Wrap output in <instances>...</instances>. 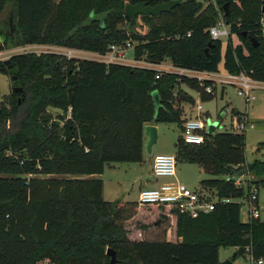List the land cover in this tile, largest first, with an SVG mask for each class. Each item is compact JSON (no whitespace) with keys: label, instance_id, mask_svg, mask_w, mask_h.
Segmentation results:
<instances>
[{"label":"trees","instance_id":"16d2710c","mask_svg":"<svg viewBox=\"0 0 264 264\" xmlns=\"http://www.w3.org/2000/svg\"><path fill=\"white\" fill-rule=\"evenodd\" d=\"M139 1L163 0H0V14L7 10L0 50L52 45L104 54L128 40L137 60L206 72H218L222 63L228 73L264 82V0H180L170 11L140 16L142 34L124 14L127 2ZM220 18L230 29L224 50L209 33ZM9 59L22 92L11 90L0 101V264H110L107 248L116 264H219L221 246L244 247L264 264V221H242L237 201L247 197L249 183L264 187V161L245 163L243 132L205 133L200 144L177 137L176 162L197 164L208 175L200 187L229 199L208 212L190 216L171 204L103 198L107 165L142 160L145 124L182 127L180 102L188 97L180 85L195 87L194 79L59 52ZM0 72L7 74L3 61ZM247 174V185L235 183ZM141 209L148 213L137 228L123 224ZM166 229L173 240L165 239Z\"/></svg>","mask_w":264,"mask_h":264},{"label":"rangeland","instance_id":"374dc122","mask_svg":"<svg viewBox=\"0 0 264 264\" xmlns=\"http://www.w3.org/2000/svg\"><path fill=\"white\" fill-rule=\"evenodd\" d=\"M7 20V10L0 14V21ZM11 24V23H10ZM135 32L142 34L147 30V27L141 22V18L138 15L136 18V26L134 27ZM14 32V28L11 27L10 33ZM232 42H236V37L231 36ZM223 42L222 50H224L227 39L222 38ZM0 38V44H2ZM63 48V47H62ZM0 58L5 60L10 55L19 52H33L40 54L42 52H59L60 49L57 46L52 45H29L25 47H16L8 44L5 48L0 50ZM61 53V52H59ZM78 56H83L79 55ZM86 56V55H85ZM92 57V55H87ZM133 49H129L127 53V59H132ZM170 61H166V65H169ZM224 69L219 66L218 76L224 75ZM196 86H191L186 82L181 83V90L186 94L188 98L180 102V118H195L198 115L196 105L202 106L200 118L207 122L218 121L219 125L216 128V132L222 131H234L233 124L236 116L246 114L249 122L252 123L253 127L243 131L244 134V157L245 163H251L254 159H260L264 161V85L259 88H253L249 91L246 97L244 91L236 84H221L216 82L212 86L211 94L204 92L202 87L199 85L197 80ZM12 90V81L6 73L0 72V101L4 97L8 96ZM176 93V90L174 91ZM231 109H235L236 113H231ZM48 111L52 116L60 110L48 108ZM224 113V116L220 114ZM235 116V117H234ZM159 127V140L152 147V152L160 153H175V143L177 137L181 135V125L179 122H161L158 123ZM145 155H149V151L145 149ZM150 169L149 161L137 162V163H111L104 168L101 174L103 180V198L106 201H114L117 199L126 201H136L138 196V188H148L150 185H144V177ZM142 173L140 179H137L138 173ZM141 175V174H140ZM208 175L200 170L195 163L186 161H177L175 166V176L170 178L159 177L158 179L163 182L171 180L172 182H179L189 186L190 188L200 190L199 181L203 178H207ZM135 180V181H134ZM243 186L247 185L252 180V176L241 175L236 178V181ZM141 188V189H142ZM240 202V219L247 221L250 216L248 212V205L245 200L240 198L237 199ZM258 203L259 208V220L264 221V187H259L258 190ZM136 213L138 211L136 210ZM148 213L146 209H141L139 214H135L132 217L123 221L125 226L131 229L137 228V219L143 214ZM162 219H160V222ZM159 222V223H160ZM158 223V224H159ZM164 237L166 240H173V235L170 229L165 230ZM236 251L235 247H219L218 259L219 264H257L252 261V258L248 252H244L241 255L233 256ZM110 260V256H109Z\"/></svg>","mask_w":264,"mask_h":264},{"label":"built area","instance_id":"2783aa9c","mask_svg":"<svg viewBox=\"0 0 264 264\" xmlns=\"http://www.w3.org/2000/svg\"><path fill=\"white\" fill-rule=\"evenodd\" d=\"M262 28L261 31L264 34V19L260 20ZM209 33L212 39L228 38L230 34L229 26L224 23L220 18L214 25L209 28ZM133 42L125 41L120 44H110L107 48V52L104 54L84 52L80 50L67 49L63 54L66 57H79L86 58L104 63H116L125 64L130 66H144L154 67L159 71L175 72L190 79H195L202 87L205 93L211 94L212 86L219 82L221 84H236L245 93L246 97L253 88H259L264 85V82L251 78L244 72L238 74H231L225 71L224 75L218 76V72H206L197 71L183 67H175L171 63L166 65L164 60L160 64L154 65L144 60H137L134 57L130 60L127 59V53L129 49H133ZM2 52L0 51V54ZM62 53V52H61ZM83 55V56H78ZM86 55V56H85ZM92 55V57H87ZM0 61L3 59L0 58ZM160 73H156L155 78L160 77ZM200 104L196 105L198 115L195 118H185L181 127V137L184 142L189 144H200L204 141V134L207 132V122H204L201 118ZM236 113V112H235ZM235 117V116H234ZM252 123L246 114L236 116L234 119L233 130L243 132L248 128H252ZM176 159L174 154L158 153L152 157V174L155 177H171L175 175ZM247 176H251L247 174ZM250 182V181H249ZM237 185H241L239 180L235 181ZM258 186L254 183H249V191L246 198H244L248 205V212L250 218H259L258 203ZM140 204H171L179 212L186 213L190 216H196L200 212H208L214 208L216 202L226 203L228 198H217L209 189L201 188L200 190L192 189L185 184L179 182H163L158 186L151 188H142L138 192L137 200ZM264 205V204H263ZM245 250H247L245 248ZM252 258V256H251ZM257 264H262L263 260H255Z\"/></svg>","mask_w":264,"mask_h":264},{"label":"water","instance_id":"95a60500","mask_svg":"<svg viewBox=\"0 0 264 264\" xmlns=\"http://www.w3.org/2000/svg\"><path fill=\"white\" fill-rule=\"evenodd\" d=\"M180 0H163L162 2L151 6L146 4L144 1H139L136 3H130L127 2L124 6V14L127 20L131 25H134L136 22V16H142V15H157L161 12H167L170 11L173 7H175ZM225 13H227V4L224 5ZM11 23V20H10ZM256 45V43H254ZM3 63L6 65L7 68V74L10 77V80L12 81V90L15 93H21L22 92V86L20 84V80L17 78L18 74V68L14 66L10 59L7 58L3 60ZM151 96L153 99L154 107L157 108L159 106V95L157 91H152ZM235 109H231V113H235ZM220 116H224V113L220 114ZM219 122L218 121H210L207 120V132L208 133H214L216 131V128L218 127ZM144 132L148 137L146 149L147 151H150L151 146L156 143L157 140V129L153 124H146L144 126ZM160 222V219H158L155 224H158ZM245 252L244 247H239L234 253L233 256L241 255ZM106 254L110 256V264H116V256L115 251L111 248H107ZM225 263L229 264V261H226Z\"/></svg>","mask_w":264,"mask_h":264},{"label":"crops","instance_id":"0c3cea01","mask_svg":"<svg viewBox=\"0 0 264 264\" xmlns=\"http://www.w3.org/2000/svg\"><path fill=\"white\" fill-rule=\"evenodd\" d=\"M59 49H60V51L59 52H65L67 49L66 48H62V47H58ZM219 66H221L222 67V63H220V65ZM223 68V67H222ZM180 87H181V85H180ZM148 124H153L155 127H156V129H157V140H156V143H157V141L159 140V137H160V134H159V127H158V123H148ZM146 125V124H145ZM147 141H148V137H147V135L145 134V132H144V129H143V148H142V160H141V162L143 161V162H146V161H149V163H150V169H149V171L146 173V174H142L141 172L140 173H138V175H137V179H140V176H142L143 175V177H144V185H150V187H148V188H151V187H155V186H158L159 184H161V183H163V181H160L158 178L159 177H155V176H153V174H152V157H153V155H155V154H158V153H160V152H156V153H153L152 152V147H153V145L155 144H153L152 146H151V149H150V151H149V155H145V149H146V145H147ZM137 163V162H136ZM141 174V175H140ZM175 176V175H174ZM174 176H171V177H164V178H172V177H174ZM100 177H101V175H100ZM172 180V179H171ZM171 180H168L167 182H170ZM135 181V180H134ZM104 185V184H103ZM189 187V186H188ZM142 187L140 186L138 189L140 190ZM193 189V188H192ZM138 190V191H139ZM124 201H126V200H124Z\"/></svg>","mask_w":264,"mask_h":264}]
</instances>
